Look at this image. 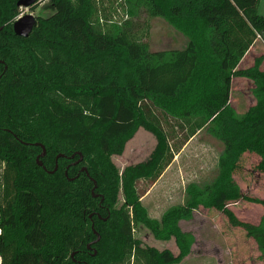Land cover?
<instances>
[{
    "label": "trees",
    "instance_id": "obj_1",
    "mask_svg": "<svg viewBox=\"0 0 264 264\" xmlns=\"http://www.w3.org/2000/svg\"><path fill=\"white\" fill-rule=\"evenodd\" d=\"M19 1L0 0L1 264H182L196 239L180 224L201 208L242 229L264 260V215L255 226L228 208L264 209L234 178L248 153L264 175V55L239 69L264 32L260 0H120L122 19L98 0H49L54 13L28 38L13 29ZM144 16L186 47L153 52ZM234 79L254 85L245 114L230 104ZM140 128L156 147L121 171L113 157ZM202 131L224 148L216 177L189 183L183 204L152 219L138 184L156 183ZM140 227L178 255L143 246Z\"/></svg>",
    "mask_w": 264,
    "mask_h": 264
},
{
    "label": "rangeland",
    "instance_id": "obj_2",
    "mask_svg": "<svg viewBox=\"0 0 264 264\" xmlns=\"http://www.w3.org/2000/svg\"><path fill=\"white\" fill-rule=\"evenodd\" d=\"M98 2L101 10L105 9V12L114 15L117 19L125 18L118 6L120 0H98ZM20 11L19 18L30 15L37 19L51 16L55 9L47 0L31 8L20 7ZM258 13L264 16V0H260ZM140 24L149 30L146 41L149 42L153 52L183 50L187 45L186 38L163 19H150L144 16ZM258 40L259 44L254 50V56L264 54L263 50L260 51L264 46V40L261 37ZM247 60L245 59L244 62ZM241 68L243 69L244 65H241ZM253 88V83L247 79L233 80L230 104L237 113L245 114L255 105ZM156 144V137L140 128L126 143L124 153L113 157V162L121 171L127 166L142 163L150 157ZM223 149L221 143L202 131L186 143L179 153H176L172 163L156 183L140 182L138 188L149 216L160 220L167 209L184 203L185 188L189 183H203L214 179L217 175L218 158ZM255 156L248 153L242 158L234 178L244 195L264 200V175H260L256 170L258 158ZM228 208L243 222H249L251 212L262 209L259 205L243 201L239 205L231 204ZM253 213L256 214L255 219L258 220L259 215L256 212ZM180 226L183 231L192 233L196 239L191 255L182 264H243V252L239 249L240 252L237 253L239 256L236 257L232 253L230 240L238 235L239 240L242 241L244 232L242 229L233 228L223 214L201 208L194 213L192 221L182 222ZM135 237L143 243V246L154 247L159 251L170 250L178 255V249L173 240L170 242L156 241L144 227L136 229Z\"/></svg>",
    "mask_w": 264,
    "mask_h": 264
},
{
    "label": "crops",
    "instance_id": "obj_3",
    "mask_svg": "<svg viewBox=\"0 0 264 264\" xmlns=\"http://www.w3.org/2000/svg\"><path fill=\"white\" fill-rule=\"evenodd\" d=\"M259 44V40H256V42L254 43V45L252 46V48L250 49V51L246 54V56L244 57V59L242 60V62H241V64H240V66H239V68H241V65H244V68L242 69V70H244V69H248V68H250V67H252L253 65H254V62H255V60H256V58H258V57H261V56H263L262 54L261 55H253V53H254V50H255V48H256V46ZM264 45V44H263ZM264 51V46L262 47V49L260 50V51ZM245 59H248L246 62H244L245 61ZM245 63V64H244ZM262 70H264V64H263V66H262ZM233 83V82H232ZM256 103V102H255ZM256 157V156H255ZM257 158H258V164H259V162H260V158L257 156ZM260 174V173H259ZM260 175H262V174H260ZM261 200H263V199H261ZM240 203V202H239ZM239 203H237V205H239ZM234 206H236V205H234ZM260 206V205H259ZM262 207V206H261ZM253 212H256L257 213V215H259V218H258V220H256L255 219V213H253ZM253 212H251V214L249 215L250 216V218L252 219V220H250V218H249V222H245V223H250V224H252V225H255V226H257V225H259L260 224V222H261V219H262V217H263V215H264V209H263V207H262V209L261 210H259V209H257V210H254ZM197 213V212H196ZM236 215V214H235ZM237 216V215H236ZM238 217V216H237ZM243 222V221H242ZM181 225V224H180ZM244 232V231H243ZM229 240H230V238H229ZM231 242H232V244H231V246H232V253H234V255L237 257V256H239L237 253H239L240 252V250L243 252L242 254H243V257H242V259H243V264H264V260L261 258V254H260V252L258 251V248H257V245H256V243L254 242V240H252V239H248L247 237H246V234H245V232H244V236H243V239H242V241L241 240H239V236L238 235H235V236H233V238H232V240H230ZM240 249V250H239ZM230 251H231V249H230ZM239 251V252H238ZM0 264H1V258H0Z\"/></svg>",
    "mask_w": 264,
    "mask_h": 264
},
{
    "label": "water",
    "instance_id": "obj_4",
    "mask_svg": "<svg viewBox=\"0 0 264 264\" xmlns=\"http://www.w3.org/2000/svg\"><path fill=\"white\" fill-rule=\"evenodd\" d=\"M37 2L38 0H20L19 7L31 8L35 4H37ZM35 25H36V19L30 15H27L18 19L14 23L13 29L17 36L28 38L31 35ZM261 36H262L261 38L264 40V32L262 33Z\"/></svg>",
    "mask_w": 264,
    "mask_h": 264
},
{
    "label": "built area",
    "instance_id": "obj_5",
    "mask_svg": "<svg viewBox=\"0 0 264 264\" xmlns=\"http://www.w3.org/2000/svg\"><path fill=\"white\" fill-rule=\"evenodd\" d=\"M20 19V18H19Z\"/></svg>",
    "mask_w": 264,
    "mask_h": 264
}]
</instances>
